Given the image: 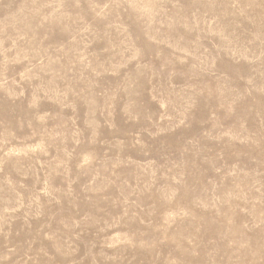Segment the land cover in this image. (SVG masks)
Masks as SVG:
<instances>
[{
    "label": "rangeland",
    "instance_id": "1",
    "mask_svg": "<svg viewBox=\"0 0 264 264\" xmlns=\"http://www.w3.org/2000/svg\"><path fill=\"white\" fill-rule=\"evenodd\" d=\"M0 264H264V0H0Z\"/></svg>",
    "mask_w": 264,
    "mask_h": 264
}]
</instances>
